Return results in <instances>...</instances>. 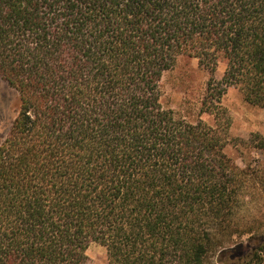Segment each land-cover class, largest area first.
Returning <instances> with one entry per match:
<instances>
[{
  "label": "trees",
  "instance_id": "1",
  "mask_svg": "<svg viewBox=\"0 0 264 264\" xmlns=\"http://www.w3.org/2000/svg\"><path fill=\"white\" fill-rule=\"evenodd\" d=\"M182 58L211 74L224 62L200 104L212 125L162 103ZM0 76L17 93L0 264H86L90 243L107 264L264 262L245 212L264 164L226 154L221 104L235 87L264 109V0H0ZM233 145L264 157L259 133Z\"/></svg>",
  "mask_w": 264,
  "mask_h": 264
},
{
  "label": "rangeland",
  "instance_id": "2",
  "mask_svg": "<svg viewBox=\"0 0 264 264\" xmlns=\"http://www.w3.org/2000/svg\"><path fill=\"white\" fill-rule=\"evenodd\" d=\"M224 70L225 65L222 60L219 61L215 73L211 74L209 70L199 66L196 59H180L176 66L164 73L161 78L162 103L172 109L177 118L191 123L201 118L212 125L213 118L200 113V104L210 78L220 80ZM221 104L229 117V137L232 139L231 144L225 149L226 154L240 167L248 164L263 165L262 153L245 149L240 145L235 146L233 143L235 139H246L252 133L264 136V109L246 102L242 93L235 87L227 90L221 99ZM16 110L17 93L0 76V142L7 134ZM255 197L256 200L249 204L245 212L250 218H254L256 223L247 226L253 227L255 232H262L264 231V199L260 195ZM85 254L86 264H107L106 251L97 243H90Z\"/></svg>",
  "mask_w": 264,
  "mask_h": 264
}]
</instances>
